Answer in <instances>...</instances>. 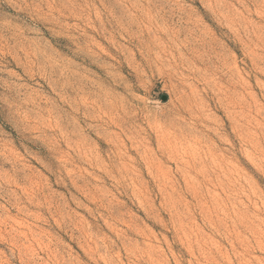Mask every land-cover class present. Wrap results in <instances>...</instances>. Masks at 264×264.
I'll return each mask as SVG.
<instances>
[{
  "label": "rangeland",
  "instance_id": "obj_1",
  "mask_svg": "<svg viewBox=\"0 0 264 264\" xmlns=\"http://www.w3.org/2000/svg\"><path fill=\"white\" fill-rule=\"evenodd\" d=\"M0 264H264V0H0Z\"/></svg>",
  "mask_w": 264,
  "mask_h": 264
}]
</instances>
